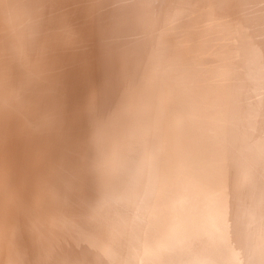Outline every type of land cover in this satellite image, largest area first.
Listing matches in <instances>:
<instances>
[{
    "label": "bare ground",
    "instance_id": "1",
    "mask_svg": "<svg viewBox=\"0 0 264 264\" xmlns=\"http://www.w3.org/2000/svg\"><path fill=\"white\" fill-rule=\"evenodd\" d=\"M14 1L0 0V28L9 26L6 31L4 29L0 32V111H6L8 116V121L0 123V228L5 227L10 230L7 234H0V264H122L124 262L125 264H167L161 261L163 255L160 250L169 245L168 237L155 250L143 245L135 253H131L137 246L133 236H137L136 232L143 234L149 232V229L139 223L134 224V217H131L124 204L125 201L128 202L124 196L127 192L123 194L117 189L121 182L124 184L122 177L127 174L126 178L128 177L133 190L136 188V196L140 200L145 195L148 197L147 188L150 180L146 175L163 157L165 145L162 142L154 155L147 153L138 157L135 161L138 163L127 170L125 166L130 164V158L132 156L135 158L134 154L144 146V140L148 135L142 128L134 139L131 138L128 145L123 143L121 145L123 147H116L118 142L114 140L116 136L113 135L111 127L119 126L122 121H132L139 109L145 115L152 111L161 114L162 103L165 102L167 105L172 103L170 98L176 93L175 86L153 81L157 69L154 63L150 62L148 72H154L153 78L149 77L150 74L144 77L142 88L155 85L156 90L153 92L157 95L153 98L145 96L143 99L141 96L144 97L145 93L142 91L141 95L131 96L126 112L124 109L126 104L119 103L117 98L126 96L131 84L122 67L132 59L129 47L135 44L128 42L129 44L126 45L123 42L122 45L127 47L119 50L110 47L114 45L113 43H110V46L103 43L108 34L114 35L122 31L124 23L126 25L127 22H134L144 15L148 16L149 26L156 32L170 23L180 26L184 22L192 26L186 29V34H194L192 29L195 28L197 37L207 36L206 28L209 26L220 30L225 20L231 23L237 21L235 32L238 30L236 34L239 39L234 45L236 53L231 57L232 64L223 71L217 70V74L223 76L220 81V91L228 89L230 80L238 82L235 92L250 91L258 86L264 87V66L262 69L257 64H264L262 33V30L264 32V0H233L232 2L180 0L171 7L167 6L165 0H159V3L152 7L150 0H103V2L93 0L90 2V6H93L91 11H82L81 7H78L80 0H53L56 4H62H59L61 6L58 11L59 16L57 13L54 17L61 27L53 26L55 29L49 32L56 34L60 30L64 37L57 36L45 43L41 40L43 37L39 35L38 29L26 30L30 32L27 52L30 55L31 52L39 53L40 58L36 60L22 56L18 45L15 44L17 35L25 31L24 25L18 21L16 12L20 10L28 17H35L38 12L24 10V7L18 6ZM116 1H119L120 5L110 8L104 5L105 2ZM199 1L203 3L202 6ZM205 4L207 7L204 6ZM199 6H204L208 12V19L204 23L194 12H191L193 7ZM47 8L49 6H46ZM151 10H153L152 15ZM84 12L91 15V18L98 15L96 21L100 20L101 24L91 25ZM244 12H248L250 16ZM185 15L187 17L182 18ZM47 24H51V19ZM149 26L148 31H151ZM247 30L252 31L251 35L243 39ZM228 37L229 35L216 37L214 42L217 44L215 47L217 51L225 52L232 46V42L227 41ZM230 37L234 38L231 35ZM74 39L82 46L81 50L74 49L80 46L73 43ZM114 42L116 44L117 41ZM62 43L71 51H68V60L62 66L59 58H53V62L59 66L56 71L54 70L55 75L58 76L63 68H74L73 71L79 78L76 87L71 89L70 96L78 106V111L76 110L72 118L65 116L69 106L64 105L65 101L60 99L59 94L53 96L55 95L53 92L38 90L36 88L41 86L39 79L34 83V80L29 79L33 66L41 68L43 63L51 59L49 55ZM138 44L137 42L135 46ZM204 46L205 43L201 44L202 51L206 48ZM141 47H136L137 52L142 51ZM150 50L153 52V48ZM111 56L121 57L123 65L116 68L109 66ZM198 56L200 57L197 53L192 58L197 65H199ZM173 60L174 65L166 72L167 76L175 73L176 67L179 66L178 56ZM221 61L222 58L219 62ZM203 63L206 64L207 61ZM140 65L141 63L136 64L133 71L139 79L143 76L142 73L137 75V67ZM184 69L187 71L188 67L184 66ZM199 70H205L204 64ZM20 72L24 74L20 75ZM61 75L66 77L64 72ZM208 79L210 80V77ZM50 82H54V78ZM92 83L95 87L92 86L91 93L85 95V90L88 92ZM166 92L169 98L164 101ZM87 97L89 103L85 102ZM148 99L150 100L148 106H140L141 100L147 102ZM260 111L264 113V105L260 107ZM230 112L231 109L226 107L221 111L217 126L224 127ZM40 113L47 116L46 121H34ZM157 118L159 120V117ZM252 121L253 119L247 122V125H251ZM175 125L171 126V131L175 130L177 127ZM158 127L155 124V128ZM249 129V126L245 128V134ZM227 130L224 133L229 140L233 132L231 129ZM164 134L168 135L169 131L164 129ZM154 135L155 133H152L151 137ZM202 152L203 150L200 149L199 153ZM206 153L210 165H217L220 171V177L215 180H219V184H222L223 176L230 172L227 171L229 168L238 165L244 168V165L263 161L261 159L264 158V127L255 130L251 143L230 138L226 144L220 141L217 149ZM184 155L189 158L187 153ZM259 173L255 171L250 175L245 169L241 178L243 185L245 180H248L249 190L244 193L239 192L235 202L226 206L225 211L238 221L249 222V226L243 225L244 228L239 225L240 228L232 232L234 237L231 236L230 239L246 241L249 233H252L255 241L248 244L247 253L242 257L238 256L241 250L234 251L235 264H244V260L245 264H248L253 255L260 254L263 257L264 254V240L261 239L264 235V176L260 179ZM208 178L214 180L213 176ZM172 183L179 185L180 176ZM91 189L95 190L94 196L90 195ZM209 189L210 186L207 185L199 189L200 193L202 192L199 194L202 196L196 198L198 201L196 206L201 209L209 204L207 199ZM219 189L221 190L218 191L217 199L222 196L224 187ZM188 195L192 196L191 193ZM108 196L109 203L105 202ZM162 207L161 209L165 211V206ZM111 211L112 215H109ZM90 212L93 213V217L88 219L87 215ZM170 220L173 226L175 219ZM202 220L203 218L200 217L194 223H202ZM131 225L134 230H130ZM170 229L171 227H168L167 234ZM198 229L196 227L190 233V238L186 237L179 245L178 250L183 256H187L185 243L191 242L197 234H202L204 227ZM227 236L228 234L225 235ZM119 244L125 246L124 250L127 247L132 249L124 253H115ZM259 260L260 264H264V258Z\"/></svg>",
    "mask_w": 264,
    "mask_h": 264
},
{
    "label": "water",
    "instance_id": "2",
    "mask_svg": "<svg viewBox=\"0 0 264 264\" xmlns=\"http://www.w3.org/2000/svg\"><path fill=\"white\" fill-rule=\"evenodd\" d=\"M178 1L180 0H165L168 7L173 6ZM14 2L17 3L18 6L24 7V10L38 12V15L35 17L25 16L20 10L16 12L18 21L24 25L25 31L17 35L16 38L18 39L15 44L18 45V50L22 56L34 60L39 59V53L37 54L36 52L30 51L32 53V55H30L27 52L30 32H26V30L38 29L39 35L43 37L41 40L45 43H47L48 40H53L59 34H61V36H59L60 38L64 37L60 30L56 34L49 32L51 29L61 27L59 21H56L54 18L57 13V16H59L58 11L61 8L59 4L61 3L56 4L53 0H15ZM199 2L201 3V1ZM78 5V7H81L80 9L82 11L93 10V6L91 7L90 2L87 0H80ZM200 5L202 6L203 3ZM46 6H49V8L46 9ZM201 6L198 8L193 7L191 12H194V14L202 20V23H204L208 19V12H206L204 8V6L207 7V5ZM3 11L5 10L3 9ZM192 13H190V15H192ZM244 13L250 16L248 12ZM187 15L182 18L187 17ZM84 16H87V20L91 25L101 24L100 20L96 21L99 18L97 17L98 15L91 18V15H87L86 12H84ZM228 17L230 16L228 15ZM50 19L51 24H47V21ZM222 23L223 25L220 30L209 26L206 28L208 30L207 36L197 37V29L195 28L192 29L194 34H186V29L188 27L192 28V26L184 22L180 26H175V23H170V25H166L164 29L156 32L154 29L150 28L148 16L144 15L143 18H137L134 22H127L126 25L124 23L122 25V31H118L114 35L108 34L106 41L103 43L108 44V46H110V43H113L114 45L110 47H115L119 50L127 47L122 45L123 42L126 45L130 42L132 45H136L137 42L139 43L137 46L134 45L133 47H129V54L132 59H130L129 63L125 66L122 63L121 57L111 56L112 59L109 60V66L111 65L112 68L113 66L116 68V66L121 67L123 65L122 68L124 69V73L131 81L126 96L117 98L119 103L126 104L124 108L126 112L131 96H136V94L141 95L142 91L145 93L144 97L141 96L143 99L145 96L153 98V96L157 95L153 92L156 90L155 85H153V87L142 88L144 77L146 78L148 74H150L149 77L153 78L154 72H148L150 62L154 63L157 69L152 80L174 85V91L176 92L173 93L170 98L172 101L171 104L167 105L165 102L162 103L163 107L160 109L161 114H156L152 111L153 108H151L150 110L152 112L145 115L142 114L139 109L137 112L138 114L134 115L132 121H122L119 126L111 127V129H113V135L116 136L114 140L118 142V144L115 142L116 147H123L121 146L123 143L128 145L131 138L134 139V136L139 134L142 128L145 129V133L148 135L144 140V146L139 149L137 154H134L135 158H133V156L130 158V164L125 166L127 170L132 165L135 166L136 163H138V161L135 163L138 157L144 156L147 153H153L152 155H154L156 150L160 148L162 142L165 145L163 157H161V160L159 159L160 161L158 164H152L151 170L148 171L146 175L150 180L149 187L147 188L148 197L145 195V197L140 200V198L136 196V188L133 190V186L130 185L128 177L126 178L127 174L122 177L124 184L121 182L117 189L123 194L126 192L128 194L124 195L126 199H128V202L125 201L124 203L126 205L125 208L132 215L131 217H134V224H141L149 229V232L143 234L135 231L137 234V236H133L136 240L135 245H137L134 247L135 249L127 247V249L124 250L123 248H125V246L119 244L115 253H124L130 249H132L131 253H135L143 245H147L150 250H155V248L161 246L160 244L168 237L167 241L169 245L160 250L163 255L161 261L164 263L235 264V260H233L236 258L234 251L241 250L242 252L238 256L242 257L246 255L244 253H247L246 248L248 244L255 242L253 241L254 238H252V233H249L246 241L243 239H230L231 236L234 237L232 232L236 228H240V226L244 228V226H249V224H247V222L241 223L225 210L227 205H231L235 202L239 192L244 193L249 190L248 180H245V184L243 185V180L241 178L242 174L245 173V169L247 170V174L250 173V175L255 171L263 173L262 176L260 173L258 174V177L263 179L264 158L261 159L263 161H258L255 164L244 165V168L241 165L229 168L227 170L230 171L229 174L227 175L226 173L222 178L223 183L221 182L222 184H219V180L215 179L220 177V171L217 165H210L209 157L206 153V151L210 152L215 148L217 149L220 145V141L226 144L230 138L234 140L241 139L251 143V139L255 135V130L262 126L264 127V113L260 111V107L264 105V87L258 86L257 88H253V90L238 93L235 92L238 88L236 86L238 82L236 80L233 82L230 80L231 83L228 89L226 88L223 92L220 91V81L223 79V76L218 75L217 70L220 69L223 71V69H226L232 64L231 61L233 60H231V57L236 53L234 45L238 43L239 39V36L236 34L238 30L235 32V29H237V21L231 23L225 20V22ZM148 26L151 31H148ZM63 29H65V27H63ZM251 32L252 31L247 30V32H245L247 35L245 34L243 39L249 37ZM262 33L264 35L263 30ZM227 35H229L227 41L232 42V46L230 48L225 47V49L227 48L225 52L217 51L215 48L217 44L214 42L216 37ZM230 35L234 38L232 39ZM41 40H39V42H41ZM115 40L117 41L116 44L114 42ZM73 43L76 46L80 45L75 39ZM203 43H205L206 46V48H203L205 54L201 49V44L203 45ZM39 44L40 43H37V45ZM138 46H142V51L137 52L136 47ZM150 48H153V52ZM74 49L76 51L81 50L82 46L74 47ZM69 50L70 49H68L64 43L57 46L55 51L49 55L51 59L43 63V65L40 66L41 68L38 69L33 66V71L30 74L31 76L29 75V79L34 80L33 83L39 79L38 82H41V86L36 89L53 92L55 94L53 96L59 94L58 96H60V99H62L63 102L65 101L64 105L72 106L65 111V116L72 118L71 116L76 113L78 106L70 96L71 89L74 86L76 87L79 78L73 71L74 68H63L62 71L58 73L59 75L56 76L55 71L59 66L56 62H53V58L56 57L59 58L61 66L65 64L68 60ZM197 53L200 55V57L198 56L199 65H197V63L194 64L195 61L192 59ZM221 53H224L223 57ZM175 56H178L179 64L177 65L179 66L176 67L177 70L175 73L173 72L170 76H167L166 72L174 65L173 59ZM220 58H222L221 62H219ZM204 61H207V63H203ZM138 63H141V65L137 67V75L139 76L140 73L143 74L140 79L136 76V72H133ZM202 63L205 66V70H199V67L203 65ZM257 64L263 69V63ZM184 66L188 67L187 71H185ZM18 68L21 69L19 66ZM248 68L250 67H247V69ZM210 69L214 70L212 76H214L216 84L213 86L204 84V79L209 76L208 72ZM63 72L64 75H66L65 78L61 75ZM23 74L24 73L20 72V75ZM52 78H54V82H50ZM30 84L32 85V83ZM92 86L94 88L95 84H91L88 92L85 90V95L91 93L90 89ZM246 90L248 89L246 88ZM181 93H183L182 96ZM164 98V101L169 98L167 92ZM89 101L87 97L85 102L89 103ZM141 101L140 106L142 107L148 106L150 102L149 99L147 102L145 100ZM225 107L226 109H231L230 115L227 114L229 115L227 116L228 121L224 127L220 125L217 126L218 118ZM73 108L74 111L72 112ZM157 117H159V120ZM252 119L253 123L247 125V122H251ZM34 121L37 122V120ZM155 124L159 127L155 128ZM173 124H176L175 126L177 127L175 130L171 131L170 128ZM248 126L250 127L249 132L245 134V128ZM164 129L169 131L168 135L164 134ZM226 129H228L227 131L231 129L233 132V136H231L229 140L225 137L226 133L224 132ZM152 133H155L156 136L154 135L151 137ZM200 149L203 150L202 153H199ZM184 153H187L189 158H187ZM118 154L120 155V152H118ZM176 172H178L177 175ZM178 176H180V184H173L172 181L176 180ZM210 176H213L214 180L208 178ZM204 182L205 184H203ZM204 185L210 186L207 198L209 199V204L201 209L199 206H196L198 203L196 198H201L202 195L200 194L202 192L200 193L199 189ZM221 187H224V189H222V196L217 199L218 191L221 190L219 189ZM113 189L116 190V188ZM130 190L133 191L130 192ZM89 192L90 195H93L95 190L93 191L91 189ZM188 193H191L192 196H189ZM196 194H199L200 197ZM109 198L108 196L105 202L107 201L109 203ZM187 201L189 203H186ZM162 206H165V211L161 209ZM109 215H112V211ZM172 215L173 217H171ZM87 217L88 219L92 218L93 213L90 212ZM200 217L203 218L202 223L195 224L194 221ZM173 218L175 222L172 226V221L170 219ZM131 227L132 225L130 226V230H134V228ZM154 227H156L155 230ZM168 227H171L169 231L170 235L167 234ZM196 227L199 229L204 227L201 231L202 234H197L191 242L185 243L184 249L186 250L187 256H183V254L179 252L178 247L186 237L190 238V233L194 231ZM227 234L228 236L225 237ZM261 239L264 240V235ZM141 240L145 241L141 242ZM237 254L238 253H236V255ZM252 257L251 262L248 264H260L261 261L259 259L264 258V254L263 257H261L260 254L256 256L253 255ZM245 262L244 260L243 263L245 264ZM122 264H125V262Z\"/></svg>",
    "mask_w": 264,
    "mask_h": 264
},
{
    "label": "rangeland",
    "instance_id": "3",
    "mask_svg": "<svg viewBox=\"0 0 264 264\" xmlns=\"http://www.w3.org/2000/svg\"><path fill=\"white\" fill-rule=\"evenodd\" d=\"M89 2H93V0H88ZM119 1H121V0H119ZM119 1H116V2H105L104 3V5L106 6V8L107 7H114V6H116L117 4L118 5H120L119 4ZM151 1V7L152 6H156L158 3H159V0H150ZM230 2H232L233 0H229ZM150 13H151V15H152V13H153V10H151L150 11ZM3 27V26H2ZM9 28V26L7 25L5 28H1L0 29V32L1 31H3L4 29H5V31L7 30ZM58 35V34H57ZM59 36H61V34H59L58 35V37ZM52 38V37H51ZM212 74H214V71H213V69H210L209 70V72H208V75L209 76H207L205 79H206V81H205V79H204V83H205V85H210V86H213L214 84H216V82H215V79H214V76H212ZM208 77H210V80L208 79ZM141 81V80H140ZM209 81V82H208ZM69 107L68 108H71V105H68ZM66 107V106H65ZM40 115H42V116H40ZM40 115H38L37 117V122L38 121H46V115L45 114H42V113H40ZM45 117V118H44ZM4 118V119H3ZM8 119V116H7V114H6V111H4V110H2V111H0V123H2L3 124V122L4 121H8L7 120ZM52 175V174H51ZM240 187V186H239ZM247 224H249V222H247ZM1 230H0V234H2V235H4V234H7L10 230H8L7 228H5V227H1L0 228ZM6 231V232H5Z\"/></svg>",
    "mask_w": 264,
    "mask_h": 264
}]
</instances>
